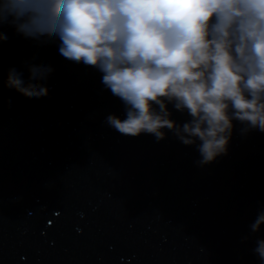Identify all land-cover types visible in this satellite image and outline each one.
Segmentation results:
<instances>
[{
    "label": "water",
    "instance_id": "95a60500",
    "mask_svg": "<svg viewBox=\"0 0 264 264\" xmlns=\"http://www.w3.org/2000/svg\"><path fill=\"white\" fill-rule=\"evenodd\" d=\"M0 31V264H260L264 225L250 224L264 207V133L237 124L227 154L201 165L171 132L110 127L124 106L95 66ZM29 64L53 68L46 96L4 86Z\"/></svg>",
    "mask_w": 264,
    "mask_h": 264
},
{
    "label": "clouds",
    "instance_id": "9594fccd",
    "mask_svg": "<svg viewBox=\"0 0 264 264\" xmlns=\"http://www.w3.org/2000/svg\"><path fill=\"white\" fill-rule=\"evenodd\" d=\"M5 25L95 66L124 106L123 119L106 117L122 134L159 141L171 132L204 165L227 154L237 124L242 135L264 133V0H0ZM7 39L0 31V41ZM52 71L10 67L3 83L40 98ZM173 110L188 119L177 122ZM261 225L264 207L250 230ZM255 243L264 264V238Z\"/></svg>",
    "mask_w": 264,
    "mask_h": 264
}]
</instances>
